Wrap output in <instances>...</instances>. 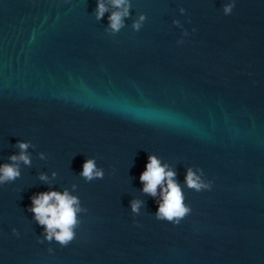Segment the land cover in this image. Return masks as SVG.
Returning <instances> with one entry per match:
<instances>
[{"label":"water","instance_id":"1","mask_svg":"<svg viewBox=\"0 0 264 264\" xmlns=\"http://www.w3.org/2000/svg\"><path fill=\"white\" fill-rule=\"evenodd\" d=\"M129 3L109 34L115 9L97 21L96 0H0V164L17 140L33 145L0 185V264H264V0H235L228 16L227 0ZM173 20L189 32L180 45ZM147 154L191 206L178 225L140 191ZM86 158L102 179L79 175ZM189 167L211 190L185 186ZM64 189L87 209L76 237L38 244L29 197Z\"/></svg>","mask_w":264,"mask_h":264},{"label":"clouds","instance_id":"2","mask_svg":"<svg viewBox=\"0 0 264 264\" xmlns=\"http://www.w3.org/2000/svg\"><path fill=\"white\" fill-rule=\"evenodd\" d=\"M129 0H96L95 19L97 21L104 18L105 12L109 8L115 9L111 11L107 17L108 25L105 29L109 34H115L124 26V18L129 15ZM235 7V0H227L221 6L222 14L228 16ZM183 15L184 8L179 9ZM145 16L141 14L132 24L133 31H139L143 25ZM173 25L181 29V39H177L176 44L184 43L183 37H187L189 32L184 29L178 20H173ZM195 32L196 29L191 30ZM133 114L138 118H145L148 114L132 110ZM15 147L19 149L18 153L10 155L8 163L0 164V185L9 183L20 176L19 163L29 165L31 160L27 153V149L33 147L28 141L17 140ZM41 159H44L43 153H38ZM200 170L197 169V172ZM79 175L85 181H93L104 177V169L96 164L94 158H86L81 164ZM55 176V173H52ZM175 171L166 163H162L160 159L152 154H147L144 169L138 176V181L142 187L140 191L154 199L156 210L153 213L154 219L178 225L192 209L191 206L184 202V196L180 185L177 183ZM38 179L48 181V177L43 173L39 174ZM185 186L197 192L201 190L208 191L212 188V181L201 179V175H197L192 168L185 170ZM159 187V193L157 188ZM159 197V199H156ZM30 205L26 211L32 214V219L38 226H41V236L37 237V243H55L60 247H66L76 237V227L80 223L77 214L86 212L87 209L80 206L77 196L71 195L67 189L60 192L49 190L41 192L29 197ZM130 211L133 214H139L141 201L132 200L129 203ZM135 223V221H133ZM13 236L19 233L15 228L11 229ZM46 251L51 255L53 248L49 247Z\"/></svg>","mask_w":264,"mask_h":264}]
</instances>
